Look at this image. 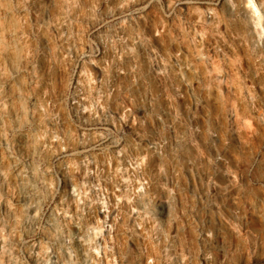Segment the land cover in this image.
<instances>
[{"label":"rangeland","instance_id":"obj_1","mask_svg":"<svg viewBox=\"0 0 264 264\" xmlns=\"http://www.w3.org/2000/svg\"><path fill=\"white\" fill-rule=\"evenodd\" d=\"M0 264H264V0H0Z\"/></svg>","mask_w":264,"mask_h":264},{"label":"built area","instance_id":"obj_2","mask_svg":"<svg viewBox=\"0 0 264 264\" xmlns=\"http://www.w3.org/2000/svg\"><path fill=\"white\" fill-rule=\"evenodd\" d=\"M177 60V66H179L180 70L178 72V77L180 79V83L176 86V89L178 90L179 93L183 92H189L190 91V84L191 82L188 80L189 74L187 71L182 70V63H179L178 59ZM124 72V71H122Z\"/></svg>","mask_w":264,"mask_h":264}]
</instances>
